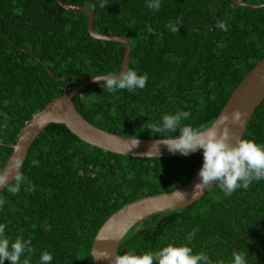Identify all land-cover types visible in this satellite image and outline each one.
I'll return each instance as SVG.
<instances>
[{
    "label": "trees",
    "instance_id": "trees-1",
    "mask_svg": "<svg viewBox=\"0 0 264 264\" xmlns=\"http://www.w3.org/2000/svg\"><path fill=\"white\" fill-rule=\"evenodd\" d=\"M64 1L91 9L97 33L126 37L129 69L148 75L144 89L110 93L98 83L72 99L78 113L101 130L161 139L149 126L176 111L191 113L183 124L210 126L264 57V8L240 7L234 0H161L159 10L150 9L149 0ZM221 20L227 31L217 28ZM169 23L177 24L179 32L167 28ZM149 26L155 34L147 31ZM122 55L120 44L92 39L86 17L63 10L56 0H0V169L34 114L63 95L64 88L68 93L92 77L117 74ZM242 139L264 145V101ZM203 159V151L157 159L115 155L52 124L32 143L21 168L35 191L28 185L16 195L4 189L0 224L7 225L11 240L31 239L30 264H40L45 251L53 255L50 264H93V239L110 215L140 198L183 187ZM33 160L39 166H32ZM261 226L264 180L230 196L216 184L189 207L138 223L117 253L139 255L169 243L188 244L186 237L198 228L189 246L194 253L206 252L213 264H233L234 250L248 253L247 264H264V227L254 231Z\"/></svg>",
    "mask_w": 264,
    "mask_h": 264
},
{
    "label": "clouds",
    "instance_id": "clouds-1",
    "mask_svg": "<svg viewBox=\"0 0 264 264\" xmlns=\"http://www.w3.org/2000/svg\"><path fill=\"white\" fill-rule=\"evenodd\" d=\"M105 3H100L105 8ZM150 9L159 10L161 0H149ZM217 28L227 31L228 25L224 21H217ZM173 33L179 32L177 24L169 23L167 26ZM149 33L155 34V30L149 26ZM95 82L103 81L102 86L110 93L117 90L144 89L148 81V75H139L136 70L128 69L119 75L108 73L94 77ZM188 111H176L174 114L163 115L162 120L149 126L150 132L160 134L163 137L153 145H166L168 150L175 154L180 152L183 156H189L199 150H203L204 163L199 171L200 182L194 187L193 194L203 191L216 181L225 196H230L238 188L247 190L254 181L264 180V145L256 143L252 139H242L228 127L229 123L242 126L244 115L240 111H234L231 115H221L212 126L193 127L182 122L190 117ZM8 117L5 115V121ZM7 127V123L4 125ZM165 133H178L175 136H164ZM235 141V143H233ZM137 140L134 146H138ZM145 155H154L151 150ZM32 166H39L38 160H33ZM23 167L22 155L17 152V158L4 169H0V188L6 189L10 194L20 193L22 186L28 185V190L35 191V187L29 184L27 177L21 172ZM176 197L185 200L187 194L177 191ZM7 201L0 199V208ZM6 224H0V264L5 260L11 264H30L31 256L35 249L31 239L25 240L22 236L11 240L6 235ZM198 228H194L186 237L188 244L169 243L158 250L146 251L136 254L127 251L123 255H116L110 264H213L206 252L194 253L190 245ZM233 264H247L248 253L233 251ZM24 257L23 260L21 258ZM96 258L109 259L110 254L97 255ZM53 255L47 251L40 256V264H50Z\"/></svg>",
    "mask_w": 264,
    "mask_h": 264
},
{
    "label": "water",
    "instance_id": "water-1",
    "mask_svg": "<svg viewBox=\"0 0 264 264\" xmlns=\"http://www.w3.org/2000/svg\"><path fill=\"white\" fill-rule=\"evenodd\" d=\"M56 1L59 7L63 10L82 14L86 17L87 31L92 39L103 42L118 43L123 47L120 70L115 75H119L123 71L129 69L131 46L126 37L97 33L94 28L95 16L91 9L85 6L69 5L64 0ZM234 4L240 7H248L252 9L264 8V4H250L239 0H234ZM48 73L50 75L49 71ZM99 83H103V81ZM93 84H98L95 82L94 77L83 82L80 86L68 93L65 91L66 88H64L63 95L52 99L39 112L34 114L22 129L16 143L11 146V155L4 168H6L13 159L17 158V152L22 155L24 165L32 143L49 125L52 124L64 125L70 133L83 143L115 155L140 159L183 156L180 152H176L175 154L171 153L167 146L163 144L158 145V150V148L153 145L159 139H138L126 137L119 133L101 130L87 122L76 110L72 99ZM263 101L264 57L244 77L241 83L231 93L220 113L210 126L215 124L221 115L230 116L234 111H240L244 115L242 126L239 124L234 125L229 123L228 127L231 128L237 137L242 138L254 112ZM137 140L139 141V144L138 146H134ZM233 143H235V141H233ZM150 150L154 155H145ZM199 151L203 150L201 149ZM203 163L204 159L195 176L183 187L171 192L140 198L123 205L120 209L110 215L93 239L90 251L93 264H110L111 259L118 255V246L126 234L134 226L146 220L148 217L155 214L167 213L186 208L202 199L217 183L214 181L208 188L203 191H197L193 194L195 185L200 182L198 173L201 170ZM3 190V188H0V193ZM177 191L186 193V199H178L175 195ZM263 227L264 226L258 227L254 231ZM254 231L242 236V238L249 236ZM237 242L238 240L235 243ZM102 254H110V258H96L97 255Z\"/></svg>",
    "mask_w": 264,
    "mask_h": 264
}]
</instances>
